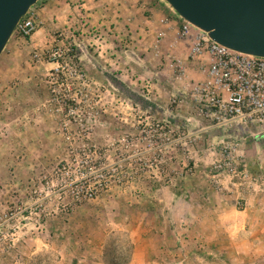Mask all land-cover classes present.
<instances>
[{"label": "rangeland", "instance_id": "374dc122", "mask_svg": "<svg viewBox=\"0 0 264 264\" xmlns=\"http://www.w3.org/2000/svg\"><path fill=\"white\" fill-rule=\"evenodd\" d=\"M31 10L0 53V264H264V127L200 110L205 61L168 65L184 19L166 0Z\"/></svg>", "mask_w": 264, "mask_h": 264}, {"label": "built area", "instance_id": "2783aa9c", "mask_svg": "<svg viewBox=\"0 0 264 264\" xmlns=\"http://www.w3.org/2000/svg\"><path fill=\"white\" fill-rule=\"evenodd\" d=\"M31 9L15 28L23 37L37 27ZM180 37L191 58L205 61L207 80L197 96L200 110L222 123L264 127V57L223 46L185 20Z\"/></svg>", "mask_w": 264, "mask_h": 264}, {"label": "water", "instance_id": "95a60500", "mask_svg": "<svg viewBox=\"0 0 264 264\" xmlns=\"http://www.w3.org/2000/svg\"><path fill=\"white\" fill-rule=\"evenodd\" d=\"M38 0H0V53ZM178 15L232 50L264 57V0H166Z\"/></svg>", "mask_w": 264, "mask_h": 264}, {"label": "crops", "instance_id": "0c3cea01", "mask_svg": "<svg viewBox=\"0 0 264 264\" xmlns=\"http://www.w3.org/2000/svg\"><path fill=\"white\" fill-rule=\"evenodd\" d=\"M181 39L179 21L174 19L168 20V42L166 41L165 43V46L168 50V65L170 62L169 59L172 56H176L177 58H179V60H181L182 63H185V58L187 56V47L185 45V42Z\"/></svg>", "mask_w": 264, "mask_h": 264}]
</instances>
